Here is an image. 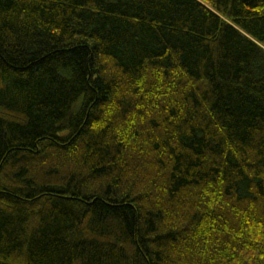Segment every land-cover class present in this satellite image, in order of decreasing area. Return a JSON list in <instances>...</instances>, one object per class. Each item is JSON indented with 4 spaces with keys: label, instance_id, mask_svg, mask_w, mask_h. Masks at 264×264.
<instances>
[{
    "label": "trees",
    "instance_id": "1",
    "mask_svg": "<svg viewBox=\"0 0 264 264\" xmlns=\"http://www.w3.org/2000/svg\"><path fill=\"white\" fill-rule=\"evenodd\" d=\"M0 264H264V0H0Z\"/></svg>",
    "mask_w": 264,
    "mask_h": 264
}]
</instances>
